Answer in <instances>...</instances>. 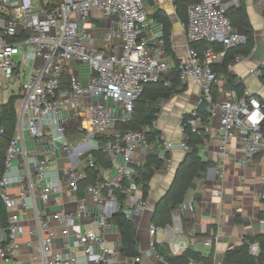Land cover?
Returning a JSON list of instances; mask_svg holds the SVG:
<instances>
[{
  "label": "built area",
  "instance_id": "built-area-1",
  "mask_svg": "<svg viewBox=\"0 0 264 264\" xmlns=\"http://www.w3.org/2000/svg\"><path fill=\"white\" fill-rule=\"evenodd\" d=\"M175 1L0 0V82L18 83L16 96L20 100L16 132L9 142L0 177V200L7 211V235L0 242L1 264H13L21 252L19 240L24 227L15 212L19 204L23 210L33 209L39 234L38 254L33 250L29 254L32 264H79L80 258L83 264L115 263L117 253L106 237L108 228L116 227L112 217L120 212L130 220L140 218L149 204L134 181L146 155L148 127L114 133V141L105 146L103 153L111 160L115 174L99 169L98 178L103 180L88 185L83 197H79L80 185L87 180L86 168H95L93 151L98 148L97 139L112 132L117 124L131 121L134 103L146 85L162 83L168 87L172 69L182 84L198 89L197 101L192 111L180 117L181 140L176 142L158 129L160 111L166 102L159 101V111L150 127L159 132L162 151L178 148L185 154L189 150V133L204 132L217 146L215 165L204 178L221 185L224 169L233 160L229 149L232 141L244 151L242 165L264 154V104L248 90L238 96L234 91L220 89L218 82L223 76L216 72L228 60V51L248 44V36L234 30L227 15L231 8L239 6L238 0L190 2L185 21L176 17ZM162 5L170 8L168 14L177 19L184 32L182 54L176 55L171 46L178 59L176 67L168 55L163 25L158 24L159 33L155 34L150 28V13ZM261 40L264 43V30ZM199 44L207 46L198 51L195 46ZM254 51L253 46L248 55H235L228 60V68L245 62ZM78 66L85 71L79 73ZM64 75L68 76L65 87ZM255 76L260 80V69ZM213 89L217 90L216 99ZM204 104L205 117L199 113ZM184 115L188 118L184 119ZM3 134L0 126V137ZM70 134L73 140L68 139ZM27 140L32 142V149ZM59 154L67 168L64 176L52 180L47 176L48 168ZM14 164L19 168L15 175L11 174ZM174 166L168 158L160 171L172 174ZM261 184L264 194V176ZM14 186L17 196L10 192ZM212 193L221 196V187ZM68 194L74 197L75 207L66 210L63 200ZM55 199L62 201L59 209ZM88 203L98 211H89ZM53 208L57 209L53 218L59 235L52 221L44 219ZM193 210V204L185 201L172 213L171 225L157 228L150 223L147 255L157 256V235L163 232L173 256L192 249L197 239L184 231L181 215ZM86 224L96 229H82ZM260 225L264 226V220ZM221 238L219 231H212L202 242L212 248ZM243 242L244 239L240 243ZM28 246L32 249L31 244ZM248 246L251 255L259 253L257 243ZM133 260L140 261L139 257Z\"/></svg>",
  "mask_w": 264,
  "mask_h": 264
},
{
  "label": "crops",
  "instance_id": "crops-1",
  "mask_svg": "<svg viewBox=\"0 0 264 264\" xmlns=\"http://www.w3.org/2000/svg\"><path fill=\"white\" fill-rule=\"evenodd\" d=\"M243 2L254 32L253 46L255 47V51L250 54L248 60L235 64L229 71L244 84L245 90L258 96L264 104V87L261 80L255 76V71L259 69V67H264V59L261 61V58L257 56V54L261 55L264 53V43L261 40V32L264 30V0H243ZM166 8V6L162 5L160 10L166 12L172 25L170 31L171 46L174 48L176 55H181L183 52L181 44L183 43L184 32L180 28L177 19L170 16ZM151 14L152 12L150 15ZM158 24L160 23L151 20L150 28L154 34L159 33ZM72 67H74L73 64ZM78 67L82 68L81 72L85 71L82 66ZM248 79H251L249 83H247ZM225 82V78L222 77L218 82L219 88L225 92H230L225 88ZM255 86L258 88V91H255V88L253 89ZM197 92L198 89L195 86L186 85L185 91L176 94L165 102L164 107L160 111L161 118L158 122V129L166 135L168 140L174 142L181 140L179 131V136L174 140L169 137L172 134L170 124L176 122L178 124L183 114L194 109L197 101ZM19 101L17 109L19 107ZM72 134L68 135L69 140H73ZM26 144L29 149H32V142L30 140H27ZM57 145L59 146V144ZM159 148V157L164 160V162L169 158L175 163V166L172 174H164L159 171L154 175L149 185L148 208L140 218L133 220L138 240L140 261L136 263L133 259H126L120 256L121 245L119 237L116 236L118 230L113 226L108 228L106 237L110 242V247H112L118 255H116L118 258L115 256L116 261L114 264H166L158 255H147L146 252L149 249L150 242L147 228L151 223L157 201L162 198L169 189L175 169L183 160L185 154L178 148H174L168 153L162 151L163 148ZM216 149L217 146L215 143L208 142L200 148L199 154L202 158L215 163ZM229 149L233 156V160L224 169L223 184L207 181L204 176L201 180L196 181L195 186L188 191L185 198L186 202H191L193 204L194 210L184 211L181 215L182 220L185 221V225L188 228V232L193 234L197 239V243L192 247V250L203 255L211 254L214 264H221L224 253L227 250L242 245L240 243L242 239L264 236V226L260 225V221L264 220V194L261 184V177L264 176V154L262 153L247 164L242 165L240 161L244 158V151L240 144L234 140L229 145ZM166 154H168V158H165ZM66 168L67 164L59 154L55 163L49 166L47 176L52 180L56 179L58 175L64 176ZM18 170V164H14L11 169V174H17ZM220 187L222 189V195H213L212 192L216 189H220ZM10 192L14 196L19 194L15 186L10 188ZM79 197H83V195L79 194ZM63 202V208L66 210L75 207V201L72 195L68 194ZM54 204L56 208L59 209L62 201L55 199ZM19 205L15 206V212L22 220L24 233L19 240L22 245L21 252L13 264H32L29 254L32 250L35 254H38L39 234L36 230L33 209L28 208L23 210L20 208L21 205ZM36 205L39 210L43 208L39 200L36 201ZM87 208L94 213L98 211V208L92 206L90 203L87 204ZM57 209L53 208L44 219L47 218L49 221H52L51 223L55 227V232L59 235L60 229L57 227L58 224L53 218ZM84 227L96 229L95 225L86 224L82 226V229ZM212 231H219L222 238L214 247L207 248L203 245L202 241L206 239ZM31 232H33V234H31ZM6 235V230L0 227V242L6 238ZM166 236L165 232L158 233L157 244L164 245L170 252V245L166 241ZM178 240H183V238L179 237ZM28 244H31L32 249ZM79 264H83V259L80 258Z\"/></svg>",
  "mask_w": 264,
  "mask_h": 264
},
{
  "label": "trees",
  "instance_id": "trees-1",
  "mask_svg": "<svg viewBox=\"0 0 264 264\" xmlns=\"http://www.w3.org/2000/svg\"><path fill=\"white\" fill-rule=\"evenodd\" d=\"M193 1L197 0L175 1L176 17L180 21L186 20L187 5ZM227 15L234 30L248 36V44L245 47L228 51V60H231L237 54H249L254 43V32L250 25L243 0H239V6L237 8H231ZM148 19L163 25V36L168 55L176 67L178 59L171 50L170 31L172 25L169 17L165 11L157 9L148 17ZM205 46L207 45L199 44L195 46V48L198 51H201ZM214 47L216 50L222 49L221 46ZM228 60H226L220 67H217L216 72L225 78V88L229 91H234L240 96L245 90V86L236 76L230 73ZM259 69L262 72L260 80L262 84H264V67H259ZM63 81L64 87L67 86V75L63 76ZM185 89L186 85L179 81L176 70L172 69L170 85L168 87H165L162 83L146 85L143 94L134 103L131 121L126 124H117L112 131L113 133H118L124 131H136L143 127H148L149 129L146 134V155L143 158L142 165L137 169V174L134 178L135 183L140 187L144 197H148L149 195V185L152 178L164 166V160L159 157V132L150 127L151 120L153 119L154 114L159 111V101H167L176 94L182 93ZM216 92V89L212 90V96L214 99L217 98ZM18 101L19 97L11 96L6 102L0 103V126L4 129V134L0 137V177L4 170V162L9 142L16 132ZM206 107L207 105L204 104L199 108V113H201L202 116H204L206 112ZM183 118L186 119L188 116L184 115ZM97 140L98 148L93 151L95 168H86L87 180L80 185V195L84 194V189L88 185H95L103 180L102 177L98 178L99 169L104 171L112 169L111 160L105 153H103V149L109 142L114 141L113 134H105L100 136ZM208 142V137L204 132L195 134L189 133L187 139L189 150L185 153L183 160L175 169L169 189L154 207L151 224L155 227L163 228L172 224V213L176 211L183 202H185L188 191L195 186L196 181L203 178L209 168L215 165V163L202 158L199 154L200 148ZM165 158H168V154H166ZM111 223L118 229L121 245L120 256L126 259H135L139 257L138 240L133 220L126 218L119 212L112 217ZM182 226L184 231L187 232L188 228L183 220ZM0 227L3 230H7V211L1 200ZM250 243H257L259 245V253L257 255L250 254L248 246ZM156 250L157 255L162 258L166 264H189L190 262L198 264H214L213 256L211 254L203 255L192 249L186 250L178 256H173L164 245L157 244ZM221 264H264V236L244 238L242 245L227 250L224 253Z\"/></svg>",
  "mask_w": 264,
  "mask_h": 264
},
{
  "label": "rangeland",
  "instance_id": "rangeland-1",
  "mask_svg": "<svg viewBox=\"0 0 264 264\" xmlns=\"http://www.w3.org/2000/svg\"><path fill=\"white\" fill-rule=\"evenodd\" d=\"M166 11L169 12L170 11V8H166ZM259 55L257 54V56L260 57L261 58V61H262L264 59V53H262L260 56ZM81 69L82 68L77 67V70H78L79 73H82L81 72ZM25 72L28 73V69H25ZM250 81H251V79H248V82L247 83H249ZM18 85L19 84L16 83V82L8 83L6 85L1 84V82H0V103H4L10 96L17 95L18 94V91H19V86ZM253 89L255 91H258V88L256 86L253 87ZM170 125H171V131H172L171 133L172 134L169 137L174 140L176 137L179 136V133H178V124L176 122V123H171ZM108 134L110 135V134H114V133L113 132H110ZM91 146L93 148H95V143L94 142H91ZM110 171H111L112 174H115V172H116V170H115L114 167H112V169ZM117 256H116V258H118Z\"/></svg>",
  "mask_w": 264,
  "mask_h": 264
}]
</instances>
